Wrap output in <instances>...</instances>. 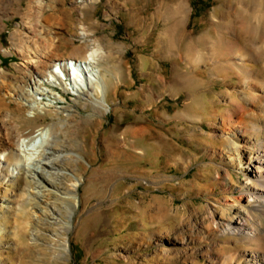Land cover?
<instances>
[{
	"label": "rangeland",
	"instance_id": "1",
	"mask_svg": "<svg viewBox=\"0 0 264 264\" xmlns=\"http://www.w3.org/2000/svg\"><path fill=\"white\" fill-rule=\"evenodd\" d=\"M7 9L8 148L49 128L60 171L13 178L0 166V264H245L255 245L222 233L250 211L226 144L234 129L248 131L242 145L264 138L249 130L264 123V0H7ZM227 39L249 75L231 68ZM91 47L104 54L106 107L54 91L62 101L30 117L9 97L20 64L43 70ZM243 91L257 98L245 105Z\"/></svg>",
	"mask_w": 264,
	"mask_h": 264
},
{
	"label": "bare ground",
	"instance_id": "2",
	"mask_svg": "<svg viewBox=\"0 0 264 264\" xmlns=\"http://www.w3.org/2000/svg\"><path fill=\"white\" fill-rule=\"evenodd\" d=\"M7 10V0H0V25ZM83 32L79 33L81 37L86 36ZM224 46L228 56L231 55L237 62L234 65L231 64V68H243L246 75H249L251 67L244 65L245 55L239 51L236 41L227 39ZM85 52L84 57L81 58L71 56L49 61L48 66L43 70L20 64V67H17L20 70L18 77L15 78V86L11 92H8L9 97L26 108L30 117L62 101L58 94L54 95V91L67 93L75 99L88 96L93 98L96 104L106 107L105 78L99 67L104 54L98 47L88 48ZM27 57L26 62L36 65V60H30L31 57ZM249 83L251 82L246 76L242 84L248 88ZM240 97L242 103L246 105L257 98V93L247 94L243 91ZM248 115L252 114L248 113ZM249 130L253 131L255 136L260 133L264 135V123L262 126L253 124ZM247 132V130L242 132L234 129L228 134L226 154L228 161L244 175V179L241 180L244 184L241 195L250 211L238 215L233 221L225 224L222 233L238 236L243 241L255 245L243 256L245 264H264V138L252 144L246 142L244 146L239 138ZM51 137L49 128L38 129L34 134L18 138L14 148H8L5 128L0 121V166L5 164L12 169L13 178L18 177L22 171L29 172L33 176H37L36 174L55 176L60 170L56 160L53 159L54 154L49 143ZM7 154L11 155L12 162H7ZM77 184L76 182L73 185V191L77 188Z\"/></svg>",
	"mask_w": 264,
	"mask_h": 264
}]
</instances>
